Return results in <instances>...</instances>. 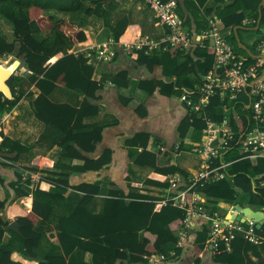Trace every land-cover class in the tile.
Wrapping results in <instances>:
<instances>
[{
	"label": "trees",
	"instance_id": "16d2710c",
	"mask_svg": "<svg viewBox=\"0 0 264 264\" xmlns=\"http://www.w3.org/2000/svg\"><path fill=\"white\" fill-rule=\"evenodd\" d=\"M174 1L178 11L183 7L190 13V16L182 18L183 26H187L188 33L192 40L197 43L192 52L180 49L179 45L167 47L166 50H149L148 46L131 48L128 54L136 65H142L149 70L153 67H161L164 75L170 76L171 81L163 80L140 81L138 87L147 89L148 94H152L156 89L164 96L180 97L182 91L191 100L192 105H188L189 114L180 127V141L186 136L189 129L192 130L191 139L200 141L202 132L206 128L207 120L210 122H220L224 115L216 113L219 107H224L228 111L226 117L230 121L231 129L237 133L235 140L230 143L229 150L224 154L222 161L229 163L225 169H219L223 176L218 179H211L201 182L190 188L192 194L200 196L203 203L195 206L198 210L213 216V209L218 207L219 200L229 203L235 201L237 196H245L243 200L249 205L258 209H264V158H245V153L237 145V137L249 129L252 125L247 118L248 110L245 106L250 99L246 90L236 94V98L230 101L229 95L221 96L216 93L210 96L205 105L198 109L192 108L198 104L200 94L198 87L202 85V78L206 73L213 70V52L209 48L212 39L203 36V32L209 29L208 17L218 19V28L221 36L233 48L234 54L238 58L245 60L246 66L256 62V58L251 56L259 55L257 46L263 33L264 26V5L261 8V23L258 30H253L258 18V6L261 0H218L217 7L206 10V17L200 15L197 9L192 8L186 1L182 0H161V2ZM199 7H202L207 0H195ZM108 4L107 9L104 5ZM117 4L113 0H0V15L10 22L13 30L14 40L9 42L0 34V58L14 56L22 59L25 69L30 72L27 81L39 90V95L32 101L31 105L35 111V117L46 125V130L54 128L60 133H65L61 145L69 141L74 144L66 147V152L55 164L56 169H68L78 172L88 170H100L110 162V150L95 160L84 159L78 152V148L84 151H93L95 145L102 140L103 127L96 125L85 126L82 120L86 116L95 115L97 106L92 105L88 100H98L97 93L102 89V85L93 80L94 68L88 63L84 56H78L72 51L78 43L86 41L84 30L78 24L82 16H96L103 20V27L110 33V39L114 45L119 42H132L135 34L140 29L136 25L129 24L126 18L121 19L115 25L110 22V13L114 12ZM55 13L67 15L68 18L60 19ZM249 23L243 24L246 20ZM242 26L237 30L239 40L240 32L253 30L256 35L250 50L247 54L237 43L234 35V27ZM43 32L45 38L37 40L33 34ZM203 36L198 42L194 35ZM107 40V39H106ZM106 40H104L106 42ZM103 42V41H102ZM104 43V42H103ZM61 56L51 63V59ZM116 55V54H115ZM201 63L202 72H196L195 64ZM2 64V63H0ZM218 74V73H217ZM258 80H264V66L260 69ZM22 77L11 76L6 84L10 89L11 98L8 99L0 92V115L10 112L22 98V95L15 90L14 83H20ZM115 87L128 85L127 72H118L115 76ZM61 85L68 90H79L84 94V103L80 108H73L67 104H54L48 99V95ZM30 95V94H28ZM122 99V98H121ZM125 105V103H124ZM140 106L136 108L139 113ZM142 109V108H141ZM139 115L144 116V113ZM88 128V131H81ZM75 130H78L76 133ZM0 136L3 141L0 144V152L5 149L7 138L0 129ZM149 136L138 133L131 139L125 141L127 146L140 147L142 151L134 160L140 166L148 165L154 169V174L145 182L147 185L158 188H169V182L165 179L158 180L160 175L177 173L180 180L177 186H189L188 174L177 166L159 168L157 166L158 153L147 150ZM76 146V147H75ZM17 155L22 150L28 148L19 146ZM181 141L178 150H184ZM83 158L82 166L72 165L75 159ZM220 159H212L209 168L219 166ZM45 176L41 178L50 179L54 186L48 191H42L36 185L33 189V205L30 213L20 210L21 216L18 222L21 225V235L12 233V238L7 245H0V264H22L13 260L12 255L18 254L29 261H36L38 264H66V257L77 247L87 250L93 254V258H101L104 264H149L148 258L152 255L162 254L163 247L170 242H177L175 231L184 229L187 218L186 208L179 207L172 198L163 201V204L156 210L157 203L163 198L142 195L136 193H124L123 191H112L109 199L106 200L102 213L92 215L87 212L86 207L92 196L97 194V187L89 186H69L68 182L58 180L59 173L56 171H44ZM68 188L81 190L86 195L79 201L73 212L68 217L60 219V232H43L42 229L34 230L38 218L46 222L52 214L53 202L64 199V194ZM89 193V194H88ZM239 193V194H238ZM116 196V197H112ZM240 197V196H239ZM194 201L200 202L194 196ZM230 204V203H229ZM213 207V208H211ZM0 209H5V203L0 202ZM94 223V230L85 229L89 220ZM75 224L79 229L83 240L79 241L73 237L72 226ZM7 223L0 218V242L6 230ZM188 226V225H187ZM243 227L246 228L245 225ZM140 232L142 238L140 239ZM226 234V231H224ZM254 233L262 239L261 247L264 250V224L261 229L254 227ZM217 242V250L214 252V262L220 264H264L254 263L248 260L247 254L253 250L257 258L261 254L256 247L243 237H229ZM86 238V239H85ZM209 229L206 224L200 230L193 232L188 241H183L181 245L191 243L194 245V259L199 261V256L208 245ZM39 242L48 245H59L64 256H48L38 259L34 253ZM227 249H230L228 251ZM181 248H178L174 260L180 255ZM83 264V263H81Z\"/></svg>",
	"mask_w": 264,
	"mask_h": 264
},
{
	"label": "crops",
	"instance_id": "0c3cea01",
	"mask_svg": "<svg viewBox=\"0 0 264 264\" xmlns=\"http://www.w3.org/2000/svg\"><path fill=\"white\" fill-rule=\"evenodd\" d=\"M113 1L117 4V7L114 12L110 13L111 24L115 25L121 19L126 18L129 24L136 25L140 29L139 33L135 34L132 42H119L117 45H114L116 56L111 61L102 60L97 56V48L101 44L111 41L108 40L110 39V33L103 27V20L101 18L94 15L82 16L78 24L81 27L80 29L84 30L87 39L85 42L76 44L72 51H70L88 59V63L94 68L93 80L102 85V89L97 93L98 100H88L90 104L97 106V113L86 116L82 120V124L85 126L96 125L103 127L102 140L95 145L93 151H84L78 148V152L84 159L95 160L104 151L110 150L111 160L100 170L78 172L68 169H56L54 167L60 157L65 154L66 147L73 145L74 141H69L61 145L60 141L63 140L65 133H60L54 128L46 130V125L35 117V111L31 103L40 92L34 85L28 83L27 78L30 72L25 69V75L21 74V76H24L22 77V81L20 83H14L15 90L22 95V98L10 112L0 115V129L7 138L5 149L0 152V202L5 203V209H0V218L4 223H7L0 245H7L9 243L12 238L11 232L16 235H21V225L18 222V218L21 216L20 210L25 213L31 212L34 187L38 185L40 190L48 191L55 185L52 180L43 178L45 176L44 171H56L59 173L57 179L68 182L69 186L84 185L97 187V194L92 196L86 207L87 212L92 215L103 212L105 202L111 196L110 192L112 191H123L126 194L136 193L163 198L164 200L157 203L156 210L163 204V201L169 198L173 199L178 194L185 192L190 185L184 187L177 186L175 189H172L180 180V176L177 173L167 176L160 175L158 178V180L163 181L166 179L169 182V188H158L145 183L154 174V169L148 165L140 166L135 164L134 160L142 149L135 146L130 147L125 144L126 140L131 139L138 133H144L149 136L146 146L148 151L154 153L161 151L157 155V166L159 168L177 166L188 174L189 181L191 177L205 169L203 156L192 152L193 145L201 141L204 130L200 141H193L191 139L192 130L189 129L185 138L181 140L185 149L178 150L179 144L181 145L180 127L189 114L188 108L182 100L184 91H182L183 93L180 97L174 95L166 97L157 89L152 94H148L146 88L140 89L138 87L140 81L163 80L168 83L172 79L170 76L164 75L165 73L161 67L155 66L149 70L145 66L136 65L131 55L128 54V50L134 42L142 41L148 46L152 44L159 45L160 41L168 36L167 29L159 23V19L154 11L143 1ZM183 1H186L192 8L197 9L200 15L204 17H206L207 9H213L218 5V0H207L202 7H199L195 0ZM107 6L108 4L104 5V8L107 9ZM176 10L181 22L180 27L188 33V27L183 26L182 18L184 19V17L190 16V13L183 5L181 11H178L177 7ZM55 14L59 20L68 18L67 15ZM211 19H216L218 22V19L214 16L208 17V22ZM247 23H249L248 19L243 24ZM253 30L243 29L240 32V38L246 48H250L255 38L259 36ZM0 34L9 42L15 39L10 22L4 19L2 15H0ZM33 36L39 41L45 38L43 32L35 33ZM188 37V45H176H179L177 47L186 52H192L197 43L192 40L189 33ZM193 37L198 42L201 40L199 35L195 34ZM176 45L169 47H175ZM160 49L151 48L149 50L160 51ZM60 56L61 54L52 58L51 63ZM7 58L9 57H4L3 60L0 58L2 60V64L0 65L9 67L17 61L16 59L13 63L8 64L6 63L8 61ZM20 61L22 62V59ZM200 65L201 63L199 62L195 64L196 72L199 74L202 72ZM121 71L127 72L128 85L117 88L115 87V76ZM48 99L54 104H67L73 108H80L84 103V94L79 90L72 91L58 85L48 95ZM138 106L142 108H140L139 113L136 110ZM245 109L248 110L247 118L249 119L250 110L247 105ZM142 112L144 116L139 115ZM216 113L219 115L225 114V117L228 115V111L224 107H219ZM88 130L86 128L81 131ZM77 131L75 130L74 133ZM2 141L3 138L0 136V144ZM19 146L26 147L28 150H22L17 155V150L20 149ZM218 159L222 163V159L220 157ZM83 163V158L75 159L71 162L72 165L76 166H82ZM39 176L43 177L40 179L38 178ZM85 195L86 192L68 188L64 194V199L53 202V211L49 219L44 222L42 218H38L33 229H42L46 233H59L60 219L63 216L68 217ZM191 195L193 197L195 196L197 200H200V202L194 201V206L203 203L204 200L200 199V196L192 193ZM187 198H191L189 197V193ZM244 198V195L241 196L239 194L235 201L229 203L232 206L250 207L253 210H259L264 213V209H258L255 206L249 205L243 200ZM212 211V213L218 215L221 219L226 215V211L221 208L213 209ZM11 223L18 225L17 231L9 228ZM185 224L184 229L175 231V236L178 238V241L176 243H167L162 248L163 253L166 254H174L178 248H181L180 255L174 260L168 261L167 264H220L214 262V247L209 244L200 254L198 262H195L194 259V245L191 243L181 245L183 241L189 240L193 232L200 230L201 226L206 224V220L201 215H193L189 221L185 220ZM66 225L69 227L72 226L71 228L74 232L73 237L78 241L79 239H84L75 224ZM94 228V223L90 219L85 229L91 231ZM244 230V227H241V229L234 227L231 233L233 236L246 239L244 237ZM141 238L142 233L140 232ZM258 239V243L251 242V244L256 247L255 250L261 254V258H257L253 250L248 252L247 258L254 263H263L264 250L260 245L262 239L259 237ZM227 250L230 251V249ZM34 253L38 259H43L48 256H64L63 250L59 245H48L45 242H39L38 246L34 248ZM12 258L14 261L22 264H38L36 261L26 260L16 253L12 255ZM81 263L104 264L101 258L94 259L91 252L77 246L66 257V264Z\"/></svg>",
	"mask_w": 264,
	"mask_h": 264
},
{
	"label": "built area",
	"instance_id": "2783aa9c",
	"mask_svg": "<svg viewBox=\"0 0 264 264\" xmlns=\"http://www.w3.org/2000/svg\"><path fill=\"white\" fill-rule=\"evenodd\" d=\"M149 6L159 19V23L168 31V36L161 40L159 45L152 44L150 46L142 41L134 42L130 47L139 48L140 46H148L149 49L161 48L166 50L169 46L176 44H189V37L187 31L180 27V19L177 14L176 4L174 1L161 2V0H141ZM216 19L209 21V29L202 34L206 38L212 39L209 48L213 52V70L206 73L202 79V85L198 87L200 98L198 104L192 106L198 109L201 105L208 102L210 96L219 93L221 96L229 95L230 101L236 98V94L242 90H246L249 96V103L247 107L250 110L249 120L252 123L249 129L239 135L237 138V145L245 153V158H264V80H258L260 69L264 66V58H256V62L252 65L246 66L245 60L235 56L233 48L220 34ZM200 36V37H203ZM127 46V45H125ZM130 48V49H131ZM129 49V47H128ZM259 55H264V26L260 42L257 46ZM97 56L104 61H111L116 55L114 44L110 41L101 44L97 48ZM218 73V74H217ZM182 100L186 101L188 105H192L185 95ZM230 121L224 116L220 122H210L207 120L204 135L199 143L193 145L192 152L203 156V163L205 169L199 171L195 176L191 177V184L185 192L178 194L173 198L174 202L180 207L186 208L187 218L189 221L193 215H201L205 220L209 229L208 244L214 247L213 251L217 250V242L223 239L233 237L231 230L236 227L241 229V226L228 224L223 226V222L216 216H209L200 212V208L194 206V197L188 193L190 188L195 185L211 180L218 179L223 176V172L219 169H225L228 163L222 161L221 165L216 168H209V163L212 159L221 158L226 151L229 150L230 143L235 140L237 133L230 127ZM38 178L41 179V176ZM226 231V234H224ZM244 237L252 242L258 243L259 239L254 234L253 223L250 224L244 231ZM174 254L162 255L156 254L148 258L149 264H167Z\"/></svg>",
	"mask_w": 264,
	"mask_h": 264
},
{
	"label": "water",
	"instance_id": "95a60500",
	"mask_svg": "<svg viewBox=\"0 0 264 264\" xmlns=\"http://www.w3.org/2000/svg\"><path fill=\"white\" fill-rule=\"evenodd\" d=\"M264 5V0H261L258 6V18L256 21V26L254 27V30H258L260 23H261V8ZM242 26H235L234 27V35H235V39L238 43V45L247 53V54H251L250 51L240 42L238 35H237V30L241 29ZM251 56L255 57V58H264V55H253L251 54ZM15 63L18 64V61H16ZM14 73V71H13ZM13 73L5 80V86L7 88V92L8 94L0 89V92H2L5 97L9 98L11 96L10 93V89L6 84V81L13 75ZM10 99V98H9ZM218 207H220L221 209H223L224 211H226V215L224 217L223 220V226H225V224H230V223H234L236 225L238 224H242V225H249L250 221H252V223L254 224L256 229H261V227L264 224V213L259 211V210H253L250 207H240V206H231L228 203H225L223 201H220L218 203ZM17 224L15 223H11L9 225V228L12 230L17 231Z\"/></svg>",
	"mask_w": 264,
	"mask_h": 264
},
{
	"label": "bare ground",
	"instance_id": "6f19581e",
	"mask_svg": "<svg viewBox=\"0 0 264 264\" xmlns=\"http://www.w3.org/2000/svg\"><path fill=\"white\" fill-rule=\"evenodd\" d=\"M17 63H13L9 67H3L0 65V89L4 90L7 94V88L5 86V80L13 73Z\"/></svg>",
	"mask_w": 264,
	"mask_h": 264
},
{
	"label": "rangeland",
	"instance_id": "374dc122",
	"mask_svg": "<svg viewBox=\"0 0 264 264\" xmlns=\"http://www.w3.org/2000/svg\"><path fill=\"white\" fill-rule=\"evenodd\" d=\"M251 48V47H250ZM3 60V58H1ZM2 60H0V63L2 62ZM8 61H6V63H13L14 61H16V58L14 56L7 58ZM18 64L17 66L14 68V75L13 76H19V77H24L21 76V74L25 75V67L23 62L20 61V59H17ZM5 63V62H3ZM23 69V70H22Z\"/></svg>",
	"mask_w": 264,
	"mask_h": 264
},
{
	"label": "clouds",
	"instance_id": "9594fccd",
	"mask_svg": "<svg viewBox=\"0 0 264 264\" xmlns=\"http://www.w3.org/2000/svg\"><path fill=\"white\" fill-rule=\"evenodd\" d=\"M189 194H191V193H189ZM224 202V201H223ZM226 203V202H225ZM229 204V203H228ZM232 206V205H231ZM201 212V211H200ZM203 213V212H202ZM206 214V213H205ZM213 216H216V217H218V215H216V214H214ZM212 217V216H211ZM218 218H220V217H218ZM221 219V218H220ZM222 220V222H223V220H224V218L223 219H221ZM252 222V221H251ZM230 224H233V225H236V224H234V223H230ZM250 224V223H249ZM207 225V224H206ZM225 225H228V224H225ZM236 226H241V227H243V225L242 224H238V225H236ZM246 226V228L245 229H247L248 228V226L249 225H245ZM254 224H253V230H254ZM255 234V233H254ZM234 237V236H233Z\"/></svg>",
	"mask_w": 264,
	"mask_h": 264
}]
</instances>
